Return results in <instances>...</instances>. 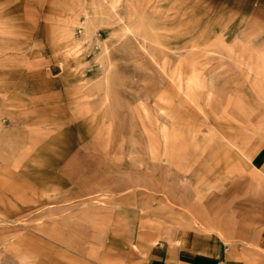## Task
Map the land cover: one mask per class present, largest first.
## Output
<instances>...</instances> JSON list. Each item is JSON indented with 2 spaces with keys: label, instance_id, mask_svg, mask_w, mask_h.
I'll return each mask as SVG.
<instances>
[{
  "label": "rangeland",
  "instance_id": "rangeland-1",
  "mask_svg": "<svg viewBox=\"0 0 264 264\" xmlns=\"http://www.w3.org/2000/svg\"><path fill=\"white\" fill-rule=\"evenodd\" d=\"M233 4L0 0V264L264 253V29Z\"/></svg>",
  "mask_w": 264,
  "mask_h": 264
},
{
  "label": "crops",
  "instance_id": "crops-1",
  "mask_svg": "<svg viewBox=\"0 0 264 264\" xmlns=\"http://www.w3.org/2000/svg\"><path fill=\"white\" fill-rule=\"evenodd\" d=\"M229 1L234 3V7L245 9L243 15L253 17L254 21L264 29V0ZM252 168L264 179V145L254 154ZM207 242L212 244L208 250H190L193 246ZM230 242L213 234L203 235V237L192 235L181 237L176 242L178 245L165 250H157L151 264H264V253L246 250L244 240L239 244L238 242L235 244ZM182 244L191 247L185 248ZM240 244L243 246L240 247Z\"/></svg>",
  "mask_w": 264,
  "mask_h": 264
},
{
  "label": "built area",
  "instance_id": "built-area-1",
  "mask_svg": "<svg viewBox=\"0 0 264 264\" xmlns=\"http://www.w3.org/2000/svg\"><path fill=\"white\" fill-rule=\"evenodd\" d=\"M220 264V263H219Z\"/></svg>",
  "mask_w": 264,
  "mask_h": 264
}]
</instances>
